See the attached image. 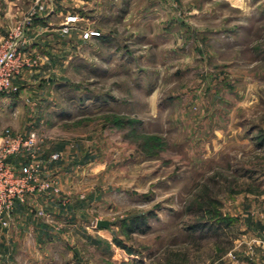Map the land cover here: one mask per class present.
Segmentation results:
<instances>
[{"label": "rangeland", "instance_id": "rangeland-1", "mask_svg": "<svg viewBox=\"0 0 264 264\" xmlns=\"http://www.w3.org/2000/svg\"><path fill=\"white\" fill-rule=\"evenodd\" d=\"M42 2L38 109L0 101V133L40 135L54 203L0 264H263L264 0ZM36 3L0 0V43Z\"/></svg>", "mask_w": 264, "mask_h": 264}, {"label": "built area", "instance_id": "built-area-1", "mask_svg": "<svg viewBox=\"0 0 264 264\" xmlns=\"http://www.w3.org/2000/svg\"><path fill=\"white\" fill-rule=\"evenodd\" d=\"M45 11L42 0H37L31 15L18 23L0 43V96L18 92L16 81L34 66L27 52L31 44L29 31L33 18ZM40 139L35 132L20 135L6 129L0 133V232L11 226L17 203H25L32 193L41 194L54 188L53 182L40 181L41 164L36 157ZM23 152L30 155L31 162L18 173L9 161ZM58 158L57 154L52 156L53 160Z\"/></svg>", "mask_w": 264, "mask_h": 264}, {"label": "crops", "instance_id": "crops-1", "mask_svg": "<svg viewBox=\"0 0 264 264\" xmlns=\"http://www.w3.org/2000/svg\"><path fill=\"white\" fill-rule=\"evenodd\" d=\"M47 20H48V18H47ZM0 37H1V35H0ZM28 54H30V53H28ZM24 78H26V74H24L21 77V79L18 80V82L16 81V84L18 85L20 83H23ZM24 88H26V90H24L23 92H21L19 94L16 93L14 95L13 94L12 95H3L0 98V101H2L1 102L2 105H4V106L1 105V108L5 107V106L9 108V106H10L9 111H10V113H12L11 114L12 116L14 115V118L15 117H19V118L23 117L25 112L27 115V111L34 114L33 111L38 109V107H36V105L34 104V101H32V99H31V96L33 97V95L37 94L38 87H35V84L34 85L33 84L32 85L27 84ZM6 96H13V97L11 98V97H6ZM36 123H38V122L34 120L32 125L33 124L35 125ZM30 126H28L29 129L26 128L22 133L25 135L28 134V132L30 130ZM36 157H37V160L39 161V163L41 164L40 181H45L46 178L44 177V172L46 170H45V165H44L43 161L41 160V154H37ZM44 160H46V158H44ZM9 162L11 164V167L16 172L21 173L25 169L28 168V166L31 162V157L27 152H23L17 158H13ZM59 171H60V169L58 167H55V166L52 167V171H51L52 173L57 174V173H59ZM53 192H54V190L52 189L51 195H49V194L46 195V192H45V194L43 193L42 195L32 193L31 195H29V197L32 196L29 198V200H36V204L47 203L48 205H50V204L54 203L53 197L55 195L53 194ZM47 196H49V197H47ZM23 205L24 204H22V203H17V205H16L15 212H14L13 219H12V221H14L15 225L13 224L14 228L12 229V231L6 232V237H5L6 243H7L6 246L9 244L10 239H12V238L19 239L20 236H23V235H21L23 233L22 230H25V229L18 227V224H19V222L21 223L22 221H24V218H25V220H29L30 215H31L30 212H27L26 209H24ZM20 219H21V221H19ZM256 236H257V238L260 239V244H262V246H263L260 248L264 249V224L260 225V233H257ZM5 250L7 251L8 257L10 258L11 257V256H9V255H11L10 251H12L14 249L9 247V248H5ZM262 261L264 264V257L262 258Z\"/></svg>", "mask_w": 264, "mask_h": 264}, {"label": "water", "instance_id": "water-1", "mask_svg": "<svg viewBox=\"0 0 264 264\" xmlns=\"http://www.w3.org/2000/svg\"><path fill=\"white\" fill-rule=\"evenodd\" d=\"M111 225V222L109 221H98L97 227L100 229H108Z\"/></svg>", "mask_w": 264, "mask_h": 264}, {"label": "trees", "instance_id": "trees-1", "mask_svg": "<svg viewBox=\"0 0 264 264\" xmlns=\"http://www.w3.org/2000/svg\"><path fill=\"white\" fill-rule=\"evenodd\" d=\"M227 226H229V225H227Z\"/></svg>", "mask_w": 264, "mask_h": 264}]
</instances>
